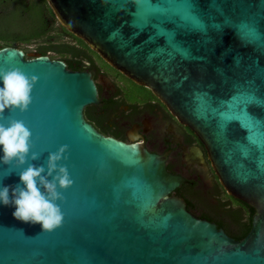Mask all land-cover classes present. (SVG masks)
<instances>
[{
    "label": "water",
    "instance_id": "95a60500",
    "mask_svg": "<svg viewBox=\"0 0 264 264\" xmlns=\"http://www.w3.org/2000/svg\"><path fill=\"white\" fill-rule=\"evenodd\" d=\"M45 1L61 27L196 134L226 194L253 210L251 228L236 241L194 216L172 195L185 181L165 156L86 122L84 109L99 104L89 73L6 47L0 70L38 82L29 110L0 123H25L37 166L67 145L61 163L74 185L51 234L0 205V264H264V0ZM20 170L0 164V185L17 184Z\"/></svg>",
    "mask_w": 264,
    "mask_h": 264
},
{
    "label": "flooded vegetation",
    "instance_id": "af4514ba",
    "mask_svg": "<svg viewBox=\"0 0 264 264\" xmlns=\"http://www.w3.org/2000/svg\"><path fill=\"white\" fill-rule=\"evenodd\" d=\"M32 18L44 21V29L38 22L36 29L52 28L54 15L46 1L0 0V44L25 38L27 34L18 32V27H27ZM33 45L36 47L31 54L40 55L39 50L48 43L40 41ZM6 47L18 49L3 48ZM66 68L89 73L95 83L99 104L84 109L86 122L105 137L126 144L143 143L150 154L165 156L166 171L185 181L172 195L183 199L191 214L217 225L231 224L220 208L222 204L229 211H245L219 184L196 134L148 89L131 82L89 48L78 56L77 63Z\"/></svg>",
    "mask_w": 264,
    "mask_h": 264
},
{
    "label": "clouds",
    "instance_id": "9594fccd",
    "mask_svg": "<svg viewBox=\"0 0 264 264\" xmlns=\"http://www.w3.org/2000/svg\"><path fill=\"white\" fill-rule=\"evenodd\" d=\"M0 120L6 111L27 112L32 104V93L38 77L29 78L20 68L0 70ZM32 132L22 120L12 119L7 125L0 123V164L15 172L19 182L15 185H0V205L12 208L13 217L20 222L40 225L43 233L51 234L64 222V214L58 202L64 200L62 191L73 187L74 181L68 167L62 165L67 159L68 146L49 153L47 167L29 163L40 159L32 151ZM25 165H27L25 167ZM13 171H9L10 176ZM7 176V177H8ZM6 178V177H4Z\"/></svg>",
    "mask_w": 264,
    "mask_h": 264
},
{
    "label": "trees",
    "instance_id": "16d2710c",
    "mask_svg": "<svg viewBox=\"0 0 264 264\" xmlns=\"http://www.w3.org/2000/svg\"><path fill=\"white\" fill-rule=\"evenodd\" d=\"M45 1V0H40ZM37 20V21H36ZM36 22L44 29V21L38 18H32L27 27H18V32L27 34L25 38H17L15 41L7 40L5 43L0 44V49L4 46H15L21 51L24 50L22 45L35 44V42H46L48 45L43 46L39 50L41 56H48L52 53L55 57H50L52 60H58L65 63L66 67H71L78 62V56L88 50V47L72 34L67 32L57 20L53 19L52 28L47 30L36 29ZM37 23V24H38ZM15 43V44H14ZM229 198V197H228ZM244 207L243 211H229L225 204L220 206L226 218L230 220L231 224L224 222L217 223L218 228L225 230V233L239 241L243 239L251 228V216L253 210L247 205L236 201ZM231 227V228H230Z\"/></svg>",
    "mask_w": 264,
    "mask_h": 264
},
{
    "label": "rangeland",
    "instance_id": "374dc122",
    "mask_svg": "<svg viewBox=\"0 0 264 264\" xmlns=\"http://www.w3.org/2000/svg\"><path fill=\"white\" fill-rule=\"evenodd\" d=\"M24 47L25 51H28L30 54L32 53V51L35 50V45L29 44V45H22ZM49 57H55L54 54L50 53Z\"/></svg>",
    "mask_w": 264,
    "mask_h": 264
}]
</instances>
